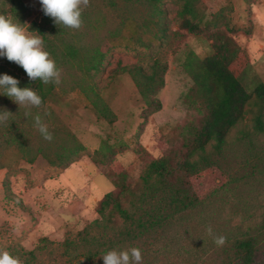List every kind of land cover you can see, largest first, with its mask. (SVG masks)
Listing matches in <instances>:
<instances>
[{"label":"rangeland","instance_id":"1","mask_svg":"<svg viewBox=\"0 0 264 264\" xmlns=\"http://www.w3.org/2000/svg\"><path fill=\"white\" fill-rule=\"evenodd\" d=\"M181 4L164 0L166 14L159 23L143 0H90L82 28L73 30L45 15L40 0H0V14L29 25L30 31L36 32L34 24L45 30L50 45L44 48L61 70V83L51 84L53 90L40 108L30 109L31 116L25 115L29 109L4 96L2 88L0 111L11 112L9 120L21 122L26 149L33 152L69 146V137L84 146L65 169L41 155L28 163L18 147L3 142L7 124L0 125V250L18 256L22 264H104V254L90 262L72 260L62 244L66 238L76 240L78 231L100 218L97 204L112 186L97 164L108 148L126 170L131 190L120 196L131 218L115 213L109 228L91 230L92 236L112 245L110 250L138 247L142 264H240L236 244L252 239L253 264H264V132L254 127L258 115L264 125V108L254 97L243 119L228 132L225 145L219 150L212 143L207 146L204 157L212 165L203 171L198 205L170 207L149 196L140 180L153 160L180 147L190 122L197 124L200 118L190 94L193 82L182 65L189 53L200 59L211 53V34L226 25L233 29L230 36L249 63L240 76L242 84L251 93L264 82V0H199L196 8L202 20L197 35L180 29L176 13ZM64 43L79 50L76 58L63 56ZM94 48L105 57L99 72L88 76L83 58L87 61ZM134 68L147 74L156 71L157 92L152 97L160 102L159 109L146 105L140 94L145 81ZM4 74L19 80V87L35 90L0 57V76ZM89 85L98 98L82 91ZM102 107L108 111L102 112ZM37 114L52 141L34 127ZM209 226L216 236L226 238L224 246L213 242Z\"/></svg>","mask_w":264,"mask_h":264},{"label":"trees","instance_id":"2","mask_svg":"<svg viewBox=\"0 0 264 264\" xmlns=\"http://www.w3.org/2000/svg\"><path fill=\"white\" fill-rule=\"evenodd\" d=\"M143 1L150 7V16L157 18L156 22L163 23L166 14V9L162 7L164 0ZM198 2L199 0H182L181 7L176 13V17L180 20V29L194 35L200 33L199 23L202 20L196 8ZM33 27L34 31L43 36L44 47L48 48L50 40L45 35V30L35 24ZM60 28L57 27L61 32ZM232 30L226 25L224 30L211 34V53L205 58L200 59L193 53L188 54L182 66L193 82L190 94L194 100L193 105L201 113L200 118L197 124L190 122L179 148L164 151L159 158L148 165L140 176L149 196L159 197L170 207L176 209H188L198 205L201 201L199 185L205 175L203 171H208L212 165L204 157L207 146L212 143L214 148L219 150L225 145L228 132L243 119L246 112L245 107L252 97L261 108H264V82L260 81L251 93L241 82L240 76L245 73L249 63L242 49L230 36L234 31ZM63 46L66 52L64 57L76 58L78 56L79 50L72 47V44L64 43ZM52 48L53 46L50 48L51 55H53ZM91 52L93 53L89 55L87 61L83 58V69L88 76L99 72L105 57V53H102L99 48H94ZM2 61L7 68L16 69L19 78L22 76L27 86L32 83L43 102L45 101L50 90H53L52 83L47 84L48 87H46V84L40 80L31 81L22 67L8 61L6 57H2ZM153 66L158 67L159 64L155 62ZM134 72L136 76L145 81L140 94L146 105L153 111L159 109L160 102L152 97L157 92L155 89L156 71L147 74L141 68H134ZM160 82H163L162 79ZM136 86L139 87L137 83ZM93 88V85L81 87L85 94L90 91L98 98ZM95 104L97 103L94 102ZM103 111L105 113L108 110L102 107ZM21 125L19 121L17 123L15 120H9L3 142L6 145L18 147L28 163L34 162L36 157L41 155L51 165L65 169L84 150V146L76 138L69 137L71 139L69 146L61 144L52 152L45 151L43 148L33 152L31 147L26 149L28 141L23 131L24 127ZM254 127L258 132H264L261 115L255 118ZM97 166L112 186V190L105 194L97 204L96 213L100 218L93 220L78 231L75 236L76 240L66 238L62 244L64 253L79 263H81L80 259L84 262L95 260L112 247L92 236L93 228H109L108 224L115 213L124 220L131 218L130 212L123 208L120 202L121 195L131 192L126 186L128 179L126 170L108 148L102 154V162ZM41 248L44 246L38 247V249ZM235 249L240 264L254 263L256 250L252 239L240 240ZM29 254L33 256V253Z\"/></svg>","mask_w":264,"mask_h":264},{"label":"clouds","instance_id":"3","mask_svg":"<svg viewBox=\"0 0 264 264\" xmlns=\"http://www.w3.org/2000/svg\"><path fill=\"white\" fill-rule=\"evenodd\" d=\"M40 3L45 15L53 18L57 25L79 30L83 26V10L89 6L90 0H40ZM29 27L8 15L0 14V57H6L8 61L22 67L31 81L40 80L46 85H59L61 70L45 50L43 36L30 31ZM19 83V80L10 75L0 76L3 95L12 99L20 108L29 109L25 115L31 116V108L38 109L42 106V97L30 87H19ZM12 115L7 110L0 111V125H6ZM34 127L45 140L52 141L53 135L39 114L34 117ZM207 233L218 247L226 243V238L216 236L211 226L208 227ZM101 258L104 264H142L143 260L142 251L138 247L110 250ZM0 264H22V261L8 251L0 250Z\"/></svg>","mask_w":264,"mask_h":264},{"label":"crops","instance_id":"4","mask_svg":"<svg viewBox=\"0 0 264 264\" xmlns=\"http://www.w3.org/2000/svg\"><path fill=\"white\" fill-rule=\"evenodd\" d=\"M117 158V157H116ZM121 164V163H120Z\"/></svg>","mask_w":264,"mask_h":264}]
</instances>
